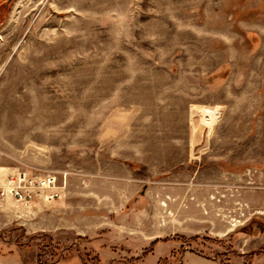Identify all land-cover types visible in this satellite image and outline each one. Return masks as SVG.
Masks as SVG:
<instances>
[{
    "label": "rangeland",
    "instance_id": "rangeland-1",
    "mask_svg": "<svg viewBox=\"0 0 264 264\" xmlns=\"http://www.w3.org/2000/svg\"><path fill=\"white\" fill-rule=\"evenodd\" d=\"M19 170L0 264H264V0H0Z\"/></svg>",
    "mask_w": 264,
    "mask_h": 264
},
{
    "label": "built area",
    "instance_id": "built-area-1",
    "mask_svg": "<svg viewBox=\"0 0 264 264\" xmlns=\"http://www.w3.org/2000/svg\"><path fill=\"white\" fill-rule=\"evenodd\" d=\"M48 175H36L24 170L0 177V200L10 195L22 203H31L40 198L55 199L60 192L55 189Z\"/></svg>",
    "mask_w": 264,
    "mask_h": 264
},
{
    "label": "bare ground",
    "instance_id": "bare-ground-1",
    "mask_svg": "<svg viewBox=\"0 0 264 264\" xmlns=\"http://www.w3.org/2000/svg\"><path fill=\"white\" fill-rule=\"evenodd\" d=\"M216 111H211L209 109H203V114L208 116L209 119H211V121H209V123L211 124L212 121L216 118V115H215Z\"/></svg>",
    "mask_w": 264,
    "mask_h": 264
}]
</instances>
